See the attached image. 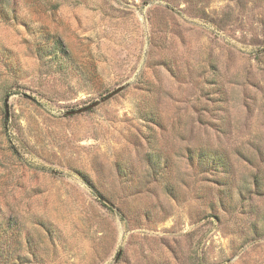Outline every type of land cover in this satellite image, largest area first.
Here are the masks:
<instances>
[{"label": "rangeland", "instance_id": "374dc122", "mask_svg": "<svg viewBox=\"0 0 264 264\" xmlns=\"http://www.w3.org/2000/svg\"><path fill=\"white\" fill-rule=\"evenodd\" d=\"M0 264H264V0H0Z\"/></svg>", "mask_w": 264, "mask_h": 264}, {"label": "water", "instance_id": "95a60500", "mask_svg": "<svg viewBox=\"0 0 264 264\" xmlns=\"http://www.w3.org/2000/svg\"><path fill=\"white\" fill-rule=\"evenodd\" d=\"M118 89H119V88H118ZM118 89H117V90H118Z\"/></svg>", "mask_w": 264, "mask_h": 264}]
</instances>
